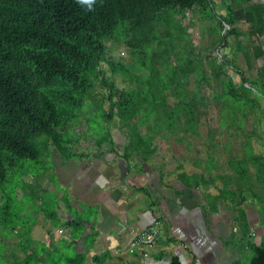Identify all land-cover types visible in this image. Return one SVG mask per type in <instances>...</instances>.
I'll return each mask as SVG.
<instances>
[{
    "label": "trees",
    "instance_id": "1",
    "mask_svg": "<svg viewBox=\"0 0 264 264\" xmlns=\"http://www.w3.org/2000/svg\"><path fill=\"white\" fill-rule=\"evenodd\" d=\"M191 14L208 29L207 46L192 39L193 18L186 21ZM263 38L264 0H95L91 9L78 0H0V206L8 209L2 202L9 198L13 175L27 176L33 164L53 160L47 157L51 145L62 157L59 162L66 161L62 168L90 155L77 154L72 146L79 140L70 136L72 124L81 123L88 108L96 114L88 117V132L94 133L98 151L118 153L111 131L116 125L127 141L121 157L130 169L135 158L154 163L158 138L165 140V133L179 142L202 135L209 100L203 92L209 88L221 106L222 126L246 137L244 158L229 160L234 176L221 178L217 195L209 192L216 180L203 173L181 172L178 180L203 192L212 211L231 197L242 241L248 239L251 228L240 207L245 189L264 203L255 187L264 186V153L252 145L257 128L244 133L249 117L256 123L264 117ZM111 42L128 49L136 59L133 67L106 59ZM229 48L231 58L221 53ZM239 56L257 71L256 78L246 77ZM118 75L130 84L120 89L114 81ZM97 84L107 94L97 92ZM248 160L256 179L243 167ZM249 248L254 255L247 264H264V241ZM12 258L13 264H33L32 254L22 259L14 252ZM83 263V257L68 259V264Z\"/></svg>",
    "mask_w": 264,
    "mask_h": 264
},
{
    "label": "crops",
    "instance_id": "2",
    "mask_svg": "<svg viewBox=\"0 0 264 264\" xmlns=\"http://www.w3.org/2000/svg\"><path fill=\"white\" fill-rule=\"evenodd\" d=\"M122 155L119 151H98L87 155L80 164L75 160L69 162L58 175L61 182L70 179L75 198L83 202L75 200L71 205L60 201L55 215L49 212L47 217L38 216L25 234L31 242L25 246L18 243L14 252L22 259L32 254L33 264H60L59 253L67 260L83 257V264H233L240 261L237 257L240 252L234 248L229 250L226 244L234 233L236 236L241 232L236 221L238 214L225 209L236 204L227 200L219 211H212L203 192L185 188L178 175L174 182L166 184L164 168L162 171L154 164L144 163L137 168L140 162L135 158L129 169ZM255 203L253 206L246 199L240 207L251 228L249 237H257L261 243L264 203L258 200ZM87 208L94 209L92 216L80 215ZM54 216L62 220L58 229H52ZM154 223H158L159 230V239L154 245L146 251L140 245H132ZM241 243L236 241L239 246ZM3 244L6 245V240ZM37 244L42 247L39 249ZM9 252L7 256L11 258Z\"/></svg>",
    "mask_w": 264,
    "mask_h": 264
},
{
    "label": "rangeland",
    "instance_id": "3",
    "mask_svg": "<svg viewBox=\"0 0 264 264\" xmlns=\"http://www.w3.org/2000/svg\"><path fill=\"white\" fill-rule=\"evenodd\" d=\"M191 19L194 24L192 39L202 47L207 46L208 42H210L208 29L204 28V24L201 23L199 16L194 18L193 14H191L186 21L189 23L191 22ZM241 28L245 31L247 26L241 25ZM261 41L264 43V38ZM221 53L228 55L230 58L232 56L230 48L222 50ZM105 55L106 59L109 61L122 62L131 65L132 67L136 60L130 56L128 49L124 45H119L114 42L108 44V50ZM238 63L246 72V77H257V71L249 70L242 56H239ZM103 66L109 71L108 64L104 63ZM229 74L232 75L233 72L229 71ZM108 76L111 77L110 72H108ZM114 81L120 89L130 84L126 79L123 80L120 75L116 76ZM237 81L241 83V80L238 78ZM193 87L194 84L192 85V88ZM106 90L107 89L102 88L100 84H97V92L105 94ZM218 92H220V90H218ZM203 93L209 97V100L207 106L203 109L204 115L200 126V132L202 135L200 137H188V140L179 142L176 138L172 137L170 133H165V140L158 138V155L155 158L154 163L151 164L156 165V167L160 169L164 168L166 184L174 182L172 180H176V176L181 172L189 174L197 172L203 173L207 177H212L216 182L214 185L210 186L209 192L217 195L219 194V190L223 187V181L221 178L224 176H234L232 168L228 164L229 160L244 158L243 155L245 149L243 140H245L246 137L239 136L237 131L232 128L227 129L222 126L220 122L221 106L214 102L211 95L212 90L205 88ZM260 102L264 105V98H262ZM104 106L107 108L108 103H105ZM95 116L96 114L88 108V110L81 114V123L72 124L70 136L72 139L79 140L72 146L77 154L88 153L92 155L93 153L98 152L97 146L94 143V133L91 135V133L88 132L92 125V123L89 122L88 117L93 120L92 117ZM101 122L104 125L106 123L104 120H101ZM93 123L96 125L95 121ZM113 125L111 131L113 139L116 142V149L123 153V146L126 145L127 141L121 130L116 125ZM255 126L257 128V134L252 138V145L256 150V153H264V117L257 121V123L253 116L249 117L246 122V130L244 133L247 134L248 132H251ZM95 127L100 129L97 125ZM80 136H82V138ZM50 148L51 154H48L47 157H52L53 160L43 159L39 165L33 164L35 170H31L30 168L26 171V174H28L27 176L24 175V172L23 176L20 173H17L10 178L7 192L9 198L2 202L3 204L8 205V209L3 210L2 205L0 206V264H13L12 257L9 258L7 256L8 251L10 250L9 254L13 256L15 251L14 248L19 247L18 243L22 245L31 242L27 237L28 235L25 234L29 233L28 227L39 218L38 216L47 217L49 212L55 213L56 208L60 205V201H63L65 204L71 202V205L74 204L73 201L75 200L76 202H83L82 200H77L75 198V195L72 192L73 186L70 179L67 182H64V180L63 182L60 181L58 172L62 173L64 171V167L62 168L61 166H63V162L66 161L63 159V162H59L62 160V157L54 146L51 145ZM105 148H109V146H106ZM210 157H213V162L209 161ZM73 160H75L77 164L81 163L79 158H73ZM139 162L140 163H137L136 165L137 168L142 163L140 160ZM133 164L134 163H132V165ZM180 165L182 166L181 169L179 168ZM75 166L77 165L72 167ZM243 167L248 168L251 171L253 179H256V170L250 160H248ZM29 176L33 182L29 180ZM32 183L34 184L31 185ZM258 186L259 185H255L257 194L264 195V191H260ZM260 186L261 188H264V186ZM229 188L235 187L230 184ZM244 193L254 206L256 204L255 199L252 197L248 188L245 189ZM229 200L231 201V197ZM226 208L233 212V207H230V205L225 206V209ZM93 211L94 209L87 208L85 213L84 210H81L80 215L84 214V217H90L92 216ZM57 218L58 216H54L53 219H51L53 220L52 229H58L62 225V220H58ZM156 227H158V225ZM11 237H14V239L9 240ZM242 239L243 232H240L235 238H229L226 244L229 250L234 248L236 250L235 252L239 251L240 253H237V257H239L242 264H247L254 255L253 251L249 248L250 244L254 243L255 245H259L260 243L257 237H249L248 239H244L241 243ZM5 240L6 245L3 244V241ZM237 240L240 241V246L236 244ZM36 247L40 249L42 245L38 246L37 244ZM59 258H61L60 264H68V260L60 253L57 255L58 260Z\"/></svg>",
    "mask_w": 264,
    "mask_h": 264
},
{
    "label": "built area",
    "instance_id": "4",
    "mask_svg": "<svg viewBox=\"0 0 264 264\" xmlns=\"http://www.w3.org/2000/svg\"><path fill=\"white\" fill-rule=\"evenodd\" d=\"M157 225L158 223H154L147 231L138 235L136 242L132 245H140L145 249V251L150 249L159 239V230L158 227H156ZM132 252L134 251L132 250Z\"/></svg>",
    "mask_w": 264,
    "mask_h": 264
},
{
    "label": "clouds",
    "instance_id": "5",
    "mask_svg": "<svg viewBox=\"0 0 264 264\" xmlns=\"http://www.w3.org/2000/svg\"><path fill=\"white\" fill-rule=\"evenodd\" d=\"M78 3L82 5H87L91 9L92 5L95 3V0H78Z\"/></svg>",
    "mask_w": 264,
    "mask_h": 264
}]
</instances>
